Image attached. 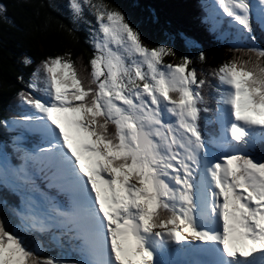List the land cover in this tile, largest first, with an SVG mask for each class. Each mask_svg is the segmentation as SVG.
I'll return each mask as SVG.
<instances>
[{
  "label": "snow or ice",
  "instance_id": "obj_1",
  "mask_svg": "<svg viewBox=\"0 0 264 264\" xmlns=\"http://www.w3.org/2000/svg\"><path fill=\"white\" fill-rule=\"evenodd\" d=\"M216 2L251 32L247 0ZM86 5L99 25L90 85L70 59L55 57L43 62L44 88L39 70L28 85L47 99L21 93L42 113L24 120L42 121L51 137L40 152L55 161L54 178L69 186L71 211H56L82 231L91 257L84 264H161V250L184 242L207 245L201 250L215 255L213 264H264V156L251 154L258 139L264 142V67L233 60L214 73L224 88L217 89L222 133L212 142L227 154L212 158L199 125L209 111L199 91L206 81L188 69L190 61L163 65L171 50L147 48L121 12L68 0L77 19ZM256 54L264 58V50ZM26 219L47 227L35 214ZM0 264L69 262L41 260L0 222Z\"/></svg>",
  "mask_w": 264,
  "mask_h": 264
},
{
  "label": "trees",
  "instance_id": "obj_2",
  "mask_svg": "<svg viewBox=\"0 0 264 264\" xmlns=\"http://www.w3.org/2000/svg\"><path fill=\"white\" fill-rule=\"evenodd\" d=\"M93 3L121 12L147 48L170 49L173 54L163 57V65H179L187 58L190 61L188 69H195L197 79L209 83H205L201 91L205 101L201 107L209 111L201 112L199 125L202 136L211 143L221 125L216 115L221 106L217 103L220 98L217 89L222 91L224 88L214 73L233 60L247 61L248 69L256 65L264 67V58L256 54L257 50H264V39L256 40L257 49L234 46L237 39L224 34L229 29L233 31L230 20L218 17L217 8L211 6L212 0H93ZM0 6L6 10L0 12V142L5 139L8 154L19 159L21 150L13 139L17 137L12 124L18 119L36 116L35 109L24 103L21 93L29 98L47 99L42 91L28 85L33 80V73L39 70V88H44L43 62L55 57L70 59L79 78L88 87L92 79L90 61L96 54L93 41L97 20L94 10L89 8V12L84 13L86 17L75 18L67 7V0H0ZM215 21H220L217 27L222 32L215 28ZM256 27L260 28L258 23ZM259 34L264 35L262 29ZM26 60L31 64L25 63ZM115 131V126L109 124V133ZM253 156L257 159L264 156V142H257ZM0 179L5 181L3 185L0 183V222L6 230L11 232L15 228L21 233L19 206L14 197L6 195L9 176L1 168ZM169 215L166 211L161 213L164 219ZM19 232L16 235L19 236ZM26 244L33 251L34 245L30 241ZM59 254L44 252L40 259L59 258Z\"/></svg>",
  "mask_w": 264,
  "mask_h": 264
},
{
  "label": "rangeland",
  "instance_id": "obj_3",
  "mask_svg": "<svg viewBox=\"0 0 264 264\" xmlns=\"http://www.w3.org/2000/svg\"><path fill=\"white\" fill-rule=\"evenodd\" d=\"M252 3H256L255 5H257V6H256L255 10L264 18V5H261L260 0H254V1H252ZM67 7H69L68 6V0H67ZM88 8L90 9V7L86 5L85 6V12H89ZM261 16H259L258 14H256L257 20L260 21L261 24L264 26V19ZM84 17H86V16H84ZM97 32H99V25L98 24H97V31H96V33ZM241 36H243V34L242 33H239L237 37L240 38ZM112 47L115 50V45H112ZM161 67H163V66L161 65ZM206 83H207V81H206ZM207 84H209V83H207ZM193 87H195V86H193ZM199 91L201 92L202 91V88L199 89ZM175 97H176V95L174 96V98ZM34 199H35V203L36 204H40L41 203V201H40V199L38 197L35 196ZM25 214H27V215L35 214L36 216L38 215V213L36 211H25Z\"/></svg>",
  "mask_w": 264,
  "mask_h": 264
},
{
  "label": "bare ground",
  "instance_id": "obj_4",
  "mask_svg": "<svg viewBox=\"0 0 264 264\" xmlns=\"http://www.w3.org/2000/svg\"><path fill=\"white\" fill-rule=\"evenodd\" d=\"M200 253H201V254H207V255L212 256V257H209L210 260H211L212 258H215V259H216L215 255H213V254H211V253L204 252V251H202V250L200 251Z\"/></svg>",
  "mask_w": 264,
  "mask_h": 264
}]
</instances>
